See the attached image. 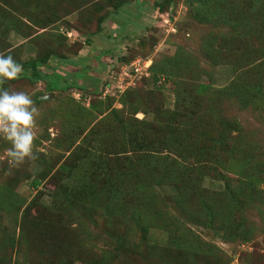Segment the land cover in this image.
I'll use <instances>...</instances> for the list:
<instances>
[{
    "label": "trees",
    "instance_id": "trees-1",
    "mask_svg": "<svg viewBox=\"0 0 264 264\" xmlns=\"http://www.w3.org/2000/svg\"><path fill=\"white\" fill-rule=\"evenodd\" d=\"M170 1L156 3L157 13L164 12V4ZM239 1L241 7L236 8V14L230 10L231 20L226 17L228 8L212 6L215 0L187 1L197 19L205 20L212 28L217 15L225 26L223 48L214 47L215 38L220 35L212 30L203 36L199 48L200 55L212 64L231 66L233 76L224 86L196 82L203 69L194 55L185 50L180 53L177 45L172 55L158 54L146 71L156 87L162 77L173 80L172 105L164 104L160 87L147 91L142 86L126 88L117 99L120 108L112 107L114 98L108 95L87 106L65 97L60 108L66 122L59 135L50 140V125L46 123L54 112L53 98L41 95L54 91L56 98L55 93L65 89L85 91L75 83L55 87L48 82L49 77L56 75V64L50 66V61L68 64L81 47L69 40L60 26L96 28L87 30V35L100 32L101 23L109 16V8L105 7L112 6L116 12L129 0H115L111 6L109 0H0V54L10 52L23 69L17 79L0 82V87L16 91L25 78L30 82L44 81V90L32 95L38 110L35 124L43 130L33 145L49 140L55 156L51 149L45 153L33 147L34 161L45 172L53 170L49 179L54 184L47 179L46 185L50 184L59 211H68L67 195L63 194L73 189L75 194L86 192L90 201L96 197L97 202L92 204L113 223L132 217L137 224L159 227L166 232L168 246L178 255L170 256L174 261L169 264H194L197 256L220 257L213 252L220 249L199 237L188 224L221 231L222 240L227 243L247 237L246 212L256 205L264 206L260 188L264 186V138L256 140L255 131L244 126L238 113L250 108L258 122L264 124V0ZM89 4L95 7L90 8ZM73 14L74 19L69 21ZM10 32L22 40L12 45L8 40ZM91 42L89 38L84 40L87 45ZM26 43L34 48V55L22 58ZM120 57H110L113 71L119 64L128 65L131 61ZM52 70L49 76L47 71ZM106 83L102 84L104 90ZM91 91L98 94L96 89ZM228 105L235 110L226 109ZM146 106L148 110L143 109ZM140 110L143 114L150 112L151 119L136 118L135 113ZM93 111L101 117L95 120ZM64 152L66 156L56 164ZM26 163L7 167L10 176L0 183V264L10 263L11 251L16 255L14 264H66V256L59 253L60 238L57 243L60 227H47L44 237L45 225L38 218L33 198L26 201L14 190L24 180L36 187L39 179L46 176L45 172L41 178L32 176ZM213 175L223 181L215 190L202 184L204 177ZM164 185L173 191L159 194L156 188ZM31 247L36 249L35 256L30 254ZM48 248L59 253L54 260L49 255L43 257ZM82 262L103 264L92 257Z\"/></svg>",
    "mask_w": 264,
    "mask_h": 264
},
{
    "label": "rangeland",
    "instance_id": "rangeland-1",
    "mask_svg": "<svg viewBox=\"0 0 264 264\" xmlns=\"http://www.w3.org/2000/svg\"><path fill=\"white\" fill-rule=\"evenodd\" d=\"M161 1L162 0H129L119 11L114 12V10L111 9V4L113 5L115 0H109L108 4H110L111 7H105L109 8V12H107V15L109 14L108 19L106 17L104 21L105 30H103V32L96 31L91 35H87V30L92 31L96 30V28L84 29L83 27H79L67 29L63 25L60 26L61 32H63L69 40L75 41L77 45L79 44V46H81L80 49L83 48L82 54L79 55L83 57L73 59V64H76L78 61L84 62L85 64H82L84 72L91 73V71L97 70L99 72V78L97 77L96 85L91 86L93 84L91 78L86 77L84 85L87 90L84 92L75 89H65L63 91H58V93L56 92L55 98L53 95L54 91H52V96L49 98H53L51 107L54 112L50 118L47 119L46 123L50 125L47 130L50 140L59 135L61 125L66 122L64 121L66 120L65 114L60 108L65 101V97L74 98L83 106H87L88 102L102 100L108 95L114 98L112 107L120 108L121 105L118 103L117 99L126 88L142 86L143 91H147L151 89L155 90L160 87L158 89L161 90L164 96V104H173V80L169 79L166 81L163 80L162 77V79L157 82L158 87H156L155 83L152 82L149 72L132 77L131 83L129 82L127 87L119 89L121 91H118L117 87L113 86H110L109 90H104L105 87H103L102 84L107 82L105 84L107 88L109 77L113 74V61L112 63L109 61L105 63L103 59H100L101 56L98 57V60L96 58L89 60V56L93 54V51L105 48L109 56L111 54L113 58L125 56L130 58L131 61L139 59L140 65L145 61L143 66H149L158 54L164 53L172 55L178 45L180 53H183L185 50L191 55H194L199 66L203 69V73L199 74L196 82L209 83L213 87H220L224 86L227 81L232 78L233 70L231 66L226 64H212L208 59L200 55L199 51L203 36L210 30L214 31V33L216 31L220 35L216 36L214 47L223 48L225 42L224 36L226 33L222 20L215 15L214 27L211 28V25L207 24L205 20L197 19L195 14L196 11L190 9L187 3L188 0H171L169 3L164 4V12L157 13L155 4L158 2L161 3ZM212 6L214 8H228V10H226V17L229 20L233 19V14L230 10L234 11V14H236V8L241 7L239 0H215ZM88 7L94 8L95 5L89 4ZM86 38L92 41L91 45L84 43ZM8 40L12 45H15L18 44L22 38L14 32H10ZM237 41H235V44ZM252 41L254 44H258V42H255L257 40L252 39ZM33 55L34 48L26 43L21 57L29 58ZM76 56H78V53L75 57ZM71 58H74V56ZM119 59V61H122V57ZM53 62L54 60L50 61V66H52ZM122 65L123 64H119L115 68V72H119V67ZM104 72H106V75L108 74V77H106L107 79H105V82L101 84L102 81L99 83V80L102 79L100 75ZM77 76L78 73L75 71H71L70 75L64 78L56 74L55 76L49 77L48 82L55 87L73 84L78 80ZM126 80L127 77L125 78V81ZM90 88H95L98 94H93L92 91H88ZM16 89V91L27 92L33 100L32 95L35 92L44 90V81L42 79H37L36 81L30 82L25 78ZM229 107L232 108V106L228 105L226 109L229 110ZM144 108L145 110L149 109L147 106L143 107V109ZM232 109L235 110V108ZM93 112L96 117L95 120L101 117L97 111ZM238 114L242 118L244 126L249 130L255 131L256 140L264 138V124L258 122V117L250 108ZM151 116L152 114L150 112L143 114L141 110L135 113V117L139 119L150 120ZM34 132L37 138L43 130L41 126L35 124ZM39 141L40 143L37 146L34 147L33 145L35 150L47 153V149H51L52 156H55V154H53L54 149L49 146V140L42 139ZM9 146L7 141L0 139V183L7 181L10 176V171L5 170L7 167H10L5 155ZM261 146H264V144H261ZM51 154L49 153L47 155L50 156ZM66 154L67 152H64V156L62 159L58 160L56 164H59ZM25 162H28L24 166L32 176L41 178L44 175V168L34 160L26 159ZM53 174V170L45 172L46 176L41 180L39 179V183L36 187H32L29 184L30 180L20 181L14 186V190L23 198H26V201L33 198L38 208V218L43 221L45 225L42 227L44 237H46L49 227H60L57 243L59 240L58 238H60L61 241L59 240L58 247L62 248L59 253L63 254L62 256H66V264H96L82 262V260L91 257L93 261H100L103 264H169L174 261L173 259V261H171L169 258L170 256H178L177 252L174 251L172 247L168 246L167 235L164 230L152 224H137L131 219L132 217L124 219L123 222L118 221L117 224L113 223L112 220H110L111 218H107V216L102 213V209L92 204V201L97 202L96 197L90 201L88 200L89 195L84 191H77L76 194L73 193L76 191L73 189L70 192L65 191L63 195H67L65 198L68 203V211L63 214L58 210L57 203L53 202L52 193H50V184L48 183V186L46 185L47 179ZM214 177L216 176L204 177L202 181L203 186L211 190L220 188L223 181ZM49 181L52 185L54 184L53 180L49 179ZM260 188L264 195V186ZM156 189L161 195L173 191L171 187L166 185L158 186ZM131 199L130 201L135 202L134 199ZM124 201L126 202L125 199ZM127 201H129V198ZM81 202H83V204ZM247 213H249L246 215L247 221H249L247 223L249 233H245L247 237L243 240L242 238L241 240L235 239L233 242L228 243L222 240L221 231L188 224L187 227L199 237L211 242L216 248L220 249V252L218 249H213V252L220 257L197 256V258L194 259V264H264V206L256 205L250 212L247 211L246 214ZM142 218L144 219V217ZM53 232L55 233L54 229ZM29 244L30 243H28L25 248H27ZM41 248L39 247L38 249L41 250ZM45 250L46 253L43 254V257H48L49 255L51 260H54L55 256L59 254L57 252L52 253L51 248ZM30 254L35 256L36 249L32 248ZM112 254H114V256L111 257L110 255ZM28 255L29 253L27 256ZM21 256L19 255V257H17L20 259L22 258ZM14 257H16L15 252L11 251V261L9 264H14ZM27 264H33V262ZM173 264L181 263L174 262Z\"/></svg>",
    "mask_w": 264,
    "mask_h": 264
},
{
    "label": "clouds",
    "instance_id": "clouds-1",
    "mask_svg": "<svg viewBox=\"0 0 264 264\" xmlns=\"http://www.w3.org/2000/svg\"><path fill=\"white\" fill-rule=\"evenodd\" d=\"M22 71V65L10 52L0 54V82L15 80ZM37 115L38 110L27 92L0 87V139L10 145L5 155L11 167L36 158L33 142Z\"/></svg>",
    "mask_w": 264,
    "mask_h": 264
},
{
    "label": "crops",
    "instance_id": "crops-1",
    "mask_svg": "<svg viewBox=\"0 0 264 264\" xmlns=\"http://www.w3.org/2000/svg\"><path fill=\"white\" fill-rule=\"evenodd\" d=\"M74 19V14L73 15H70L69 17H68V20L69 21H72L73 19ZM70 19H72V20H70ZM108 19V18H107ZM105 21V20H104ZM101 26H102V31L101 32H103V30H105V22H103V23H101ZM90 45H91V43H90ZM82 51H83V48H81L79 51H78V56H76V57H74V58H71L70 60H69V63L68 64H65V63H59V62H57V60H55L54 62H55V64H56V66L54 67V72H55V74H58V75H60L61 77H66V76H68V75H70V72L71 71H75V72H77L78 73V76H77V78H78V80L75 82V84L76 85H78V86H81V87H83L85 90H87L86 89V86L84 85V83L86 82V77H88V78H91V80H92V85L91 86H95L96 85V80H97V77L99 78V72L97 71V70H93V71H91V73H86V72H84V67L82 66V64L84 63V62H80V61H78L76 64H74L73 66H70V63L72 64L73 62H72V60L73 59H75V58H82L83 56H79V55H81L82 54ZM108 51L107 50H105V48H103L102 50H97V51H93V54L91 55V56H89L90 58H89V60H91V59H94V58H96L97 60H98V57L99 56H101V58L100 59H103V61L106 63H108V61L111 59L110 57H111V54H110V56H109V53H107ZM94 55H96V56H94ZM77 58V59H78ZM51 61H53V60H51ZM102 61V62H103ZM54 62H53V64H54ZM101 62V63H102ZM85 64V63H84ZM102 65H103V63H102ZM102 67V66H101ZM72 68V69H71ZM101 69V68H100ZM47 73H49L48 75L50 76L52 73H53V70L52 71H47ZM100 76H102V79H98L99 80V83L101 82V84L105 81V78L106 77H108V76H106V72H104L102 75H100ZM104 76H106V77H104ZM107 79V78H106ZM70 85V84H69ZM96 88V87H95ZM94 88V89H95ZM98 89H99V87H98ZM91 90H93V89H89L88 91H91Z\"/></svg>",
    "mask_w": 264,
    "mask_h": 264
},
{
    "label": "built area",
    "instance_id": "built-area-1",
    "mask_svg": "<svg viewBox=\"0 0 264 264\" xmlns=\"http://www.w3.org/2000/svg\"><path fill=\"white\" fill-rule=\"evenodd\" d=\"M144 61V60H143ZM139 59L132 60L128 66H120L119 72L113 71L112 76L109 77V81L107 84V89L109 90V87H117L118 91H121L119 89H123L129 85V82L131 83V78L136 75H143L147 71V65L143 66L145 64V61L140 65ZM108 76V75H107ZM127 77V80L125 81V78ZM116 80V81H115Z\"/></svg>",
    "mask_w": 264,
    "mask_h": 264
},
{
    "label": "water",
    "instance_id": "water-1",
    "mask_svg": "<svg viewBox=\"0 0 264 264\" xmlns=\"http://www.w3.org/2000/svg\"><path fill=\"white\" fill-rule=\"evenodd\" d=\"M51 96H52V92H46V93L41 95L42 98H49Z\"/></svg>",
    "mask_w": 264,
    "mask_h": 264
}]
</instances>
